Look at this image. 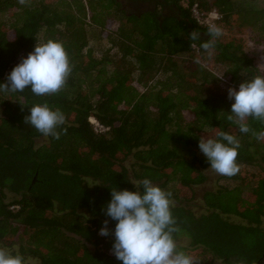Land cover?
<instances>
[{
	"label": "trees",
	"instance_id": "obj_1",
	"mask_svg": "<svg viewBox=\"0 0 264 264\" xmlns=\"http://www.w3.org/2000/svg\"><path fill=\"white\" fill-rule=\"evenodd\" d=\"M111 1L29 0L21 5L0 0V18L13 10L10 20H0V84L37 42H62L72 65L57 94L36 96L30 88L0 92V247L26 261L39 259V264H122L112 253L114 235H99L106 219L113 232L116 224L103 209L112 188L137 191L133 183L149 179L172 193L176 242L186 238L190 249L200 247L221 264H264V140L240 133L226 119L234 103L228 89L264 73L242 43L221 36L209 58L201 48L210 38L208 28L192 16L195 3L204 11L217 9L226 23L258 25L264 41V5L253 6L255 0H156L155 9L129 16L120 2ZM87 4L96 28L90 32L82 19ZM114 19L120 25L105 38V26ZM194 30L201 39H189ZM92 38L105 40L110 44L106 50L116 48V55L86 52ZM196 56L203 67L194 62ZM218 68L227 82L216 75ZM134 82L145 90L139 94ZM44 103L65 114L59 139L24 122L31 106ZM91 116L109 131L96 133ZM248 123L253 131H264L259 121ZM210 130L213 138L219 131L235 135L241 145L238 165L263 175L252 185L237 173L234 187L205 194V209L198 213L185 199L192 198L187 191L207 180L210 163L199 138Z\"/></svg>",
	"mask_w": 264,
	"mask_h": 264
},
{
	"label": "clouds",
	"instance_id": "obj_2",
	"mask_svg": "<svg viewBox=\"0 0 264 264\" xmlns=\"http://www.w3.org/2000/svg\"><path fill=\"white\" fill-rule=\"evenodd\" d=\"M18 3L26 5L29 0H18ZM222 34L219 26H208L210 38L201 44V48L209 58L213 55L216 39ZM189 39L197 41L201 34L194 30ZM191 46L195 48L196 45ZM194 62L204 66L200 57ZM71 72L70 58L62 42L52 39L37 42L34 50L7 75L6 82L0 84V92L16 93L30 88L36 96L57 94L66 86ZM228 99L234 103L227 121L236 125L240 133L251 132L257 140H264V131L255 132L248 123L253 119L264 124V75L245 80L238 90L235 86L230 87ZM65 120V114L59 108H50L47 103L34 104L30 115L24 118V122L37 132L55 139L60 138L58 129ZM66 131L63 129L64 134ZM240 147L239 139L225 131H219L216 138L207 135L199 138V149L210 163V169L222 176L231 177L240 171L237 163ZM133 184L137 191L112 188V198L103 209L116 224L113 232L106 219L99 235H114L112 253L116 259L122 264H193L190 256L177 251L173 234L179 228L171 211L172 193L149 179ZM0 264H27V261L20 253L14 254L7 247H0Z\"/></svg>",
	"mask_w": 264,
	"mask_h": 264
},
{
	"label": "rangeland",
	"instance_id": "obj_3",
	"mask_svg": "<svg viewBox=\"0 0 264 264\" xmlns=\"http://www.w3.org/2000/svg\"><path fill=\"white\" fill-rule=\"evenodd\" d=\"M49 1H51L52 3L58 2V0H49ZM83 1L84 3H86L87 0H83ZM106 1L109 2V0H106ZM110 3H112L111 0H110ZM263 5H264V0H255L253 4V6H256L258 8L262 7ZM91 8L87 4L85 16L84 14H82V19L87 24V28L89 32L93 31V29H96L94 27L92 28V24L94 22L92 20V17H93L92 10L93 9L91 10ZM77 10L78 9L75 6V11L77 12ZM105 10H108V8L105 7ZM12 14H13V10H10L6 12V14H4L5 17L2 16L0 20H6V21L10 20L12 17ZM119 25L120 23L117 19H114V21L109 22L105 26V30L103 31L104 32L103 36H106L105 38H107V36L113 34L118 29ZM217 26H219L222 29V32H223V34L221 35L222 39L226 41H237V42L242 43L245 50L249 53L250 56L254 58L256 66L259 68L261 72L264 73V41L260 38L262 33L258 29V25L240 27L237 20H234L230 23H226L220 20ZM109 47H110V44H107L105 40L101 43H97L92 38L90 39V45L86 49V52H88V50L93 49L95 52V55L98 57H103V56H106L107 58H109L110 56L114 57L117 53V49L114 48L110 51L106 50V49H109ZM197 57L198 56H196L195 59ZM192 59L193 58L191 57V60ZM216 71H217L215 72L216 75L218 74L220 75L223 71V68L221 70L218 68ZM132 86L136 88L139 94L145 90V88L138 82H134ZM222 87H225V86L222 84ZM124 105H126L125 102H121L120 107H125ZM184 117L186 120L191 119V116L188 115L187 112H184ZM202 135L213 137L214 132L212 130H210L209 132L202 131ZM239 168H240V171L238 173H241L242 175L246 176L247 180L245 182L251 183L252 185H254L257 179L263 175L261 172L253 168L250 169L249 167L241 166V165H239ZM205 173L207 175L206 182L201 185L194 186L190 190V192L187 191L188 192L187 194L192 195V198L188 196V198L185 199V201L189 199V201L187 202L191 204V207L194 208V210L197 211L198 213L204 211L205 209L204 196L207 192L216 191L219 188V186L229 185L230 187H234L236 185L235 179L232 178L233 176L228 177V176L219 175L215 173L213 170H211L210 167L205 170ZM247 193L248 191H245L243 195L246 196ZM230 218L236 221L241 220L239 216L238 217L232 216ZM176 244H177V251H182L181 249H183V247L185 246L184 249H186V251H182V252H184L186 255L192 258L193 264H221L220 261L213 260L210 257L211 256L210 254L203 253L202 248L200 247L190 249L188 245L189 241L186 238H181L180 240L176 242ZM27 262L28 264H39V259L29 258Z\"/></svg>",
	"mask_w": 264,
	"mask_h": 264
},
{
	"label": "built area",
	"instance_id": "obj_4",
	"mask_svg": "<svg viewBox=\"0 0 264 264\" xmlns=\"http://www.w3.org/2000/svg\"><path fill=\"white\" fill-rule=\"evenodd\" d=\"M192 16L197 21V23L207 28L210 24L217 25L222 17V15L219 13L217 9H212L210 11H204L200 8L198 3H195L192 6ZM194 50L199 51V47L196 45ZM218 77L220 79L222 78V76L219 74H218ZM221 80H223L224 82H227L225 78ZM89 121L96 133H101V134L106 133L110 129V127L102 124L95 116H91L89 118Z\"/></svg>",
	"mask_w": 264,
	"mask_h": 264
},
{
	"label": "flooded vegetation",
	"instance_id": "obj_5",
	"mask_svg": "<svg viewBox=\"0 0 264 264\" xmlns=\"http://www.w3.org/2000/svg\"><path fill=\"white\" fill-rule=\"evenodd\" d=\"M122 4V8L125 10L127 15H138L141 16L143 13L155 9L157 6L156 0H117ZM166 11V5H162Z\"/></svg>",
	"mask_w": 264,
	"mask_h": 264
}]
</instances>
